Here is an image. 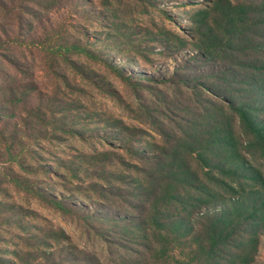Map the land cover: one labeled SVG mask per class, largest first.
Segmentation results:
<instances>
[{
	"label": "rangeland",
	"instance_id": "374dc122",
	"mask_svg": "<svg viewBox=\"0 0 264 264\" xmlns=\"http://www.w3.org/2000/svg\"><path fill=\"white\" fill-rule=\"evenodd\" d=\"M87 1L90 16L54 11L55 30L40 31L29 45L13 43L9 60L0 55V88L18 81L34 87L0 101V264H108V241L115 239L133 250L131 262L158 264L145 257L138 238L139 220L156 203L160 173L158 162L144 157L175 150L182 164L193 162L175 145L193 133L205 139L204 130L225 115L226 102L213 88L225 84L233 97L245 95L240 88L247 87L226 84L217 70L210 75L222 79H180L196 73L190 69L221 64L216 57L229 52L213 21L225 17L211 12L212 34L201 23L214 0ZM219 1L227 10L230 1L244 0ZM74 22L77 31L68 26ZM65 28L95 54L66 60L51 50L60 45L54 32L66 34ZM193 43L212 60L195 59L200 51ZM105 213L129 219L113 222ZM260 245L257 264H264V238ZM183 246L174 253L188 256Z\"/></svg>",
	"mask_w": 264,
	"mask_h": 264
},
{
	"label": "trees",
	"instance_id": "16d2710c",
	"mask_svg": "<svg viewBox=\"0 0 264 264\" xmlns=\"http://www.w3.org/2000/svg\"><path fill=\"white\" fill-rule=\"evenodd\" d=\"M82 2L88 1L0 0V55L8 59L7 50L13 43L23 40L29 45L35 43L40 31L55 30L59 21L51 17L54 11L67 8L64 15L70 18L84 11L90 16L91 11ZM219 3V0L213 1L215 6L209 8L201 23L207 25L208 35L213 32L208 22L211 12L225 17V21L221 17H214L213 21L227 36L229 52L224 55H231L216 57L222 63L211 64L207 70L190 69L196 73L180 74V79L202 74L201 78L211 80L220 77L210 75L217 70L226 84L247 88H240L245 95L243 98L237 96L238 99L233 97L234 91L229 85L213 88L226 102L227 106H221L225 115L216 117L214 124L204 130L205 139L193 133L187 142L179 141L175 145L187 158H193V162L182 164L175 150L156 151L154 156L144 157L148 162H158L160 173L156 180V203L149 222L144 218L139 220L138 226H144V234L138 238L146 244L148 254L145 257L158 264H257L264 238V0H244L236 4L230 1L227 10ZM76 24L68 26L77 31ZM65 32L62 34L58 30L53 34L60 45H53L51 50L58 56L67 60L73 54H95L69 28H65ZM192 46L200 51V54H193L195 59L212 60L204 46L199 43ZM2 83L0 101L34 89L29 82ZM141 132L140 129L138 133ZM170 158L176 162L170 164ZM57 204L62 206L61 201ZM104 215L118 223L129 219L111 213ZM111 232L113 230L109 229L103 233L106 241L111 240L108 237ZM116 240L108 241V264H139L131 262L133 250L127 248L128 243ZM113 246L118 247L115 252ZM178 246L189 248L190 254L178 256L174 253ZM70 256L71 253L64 260L68 262ZM2 260L8 264L6 259Z\"/></svg>",
	"mask_w": 264,
	"mask_h": 264
}]
</instances>
